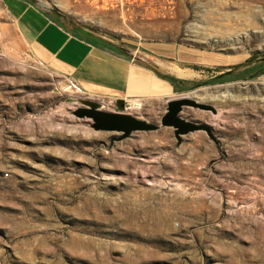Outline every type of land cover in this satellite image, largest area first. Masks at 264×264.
I'll use <instances>...</instances> for the list:
<instances>
[{
  "label": "rangeland",
  "instance_id": "obj_1",
  "mask_svg": "<svg viewBox=\"0 0 264 264\" xmlns=\"http://www.w3.org/2000/svg\"><path fill=\"white\" fill-rule=\"evenodd\" d=\"M28 1L152 55L188 83L170 99L205 107L182 108L187 133L160 124L166 101L124 111L155 130L95 129L79 114L115 108L36 57L0 0V264H264V73L245 69L264 0Z\"/></svg>",
  "mask_w": 264,
  "mask_h": 264
},
{
  "label": "crops",
  "instance_id": "obj_2",
  "mask_svg": "<svg viewBox=\"0 0 264 264\" xmlns=\"http://www.w3.org/2000/svg\"><path fill=\"white\" fill-rule=\"evenodd\" d=\"M1 1L35 56L75 81L83 93L104 99L139 98L148 103L167 102L177 92L163 77L168 75L157 71L152 55L127 56L124 53L128 52L92 43L28 0Z\"/></svg>",
  "mask_w": 264,
  "mask_h": 264
},
{
  "label": "water",
  "instance_id": "obj_3",
  "mask_svg": "<svg viewBox=\"0 0 264 264\" xmlns=\"http://www.w3.org/2000/svg\"><path fill=\"white\" fill-rule=\"evenodd\" d=\"M52 12L55 15L62 16L61 12L56 9H52ZM121 49L124 52L129 51L126 48ZM261 60H264V56ZM250 63V61L238 63L218 76L220 77L225 74H231L242 67L249 66ZM114 105L115 111H107L91 107L84 109L79 115L90 118L92 120V126L95 129L122 132V137L128 136L133 131H151L159 127L157 124L137 119L134 116L125 113L124 99H116ZM184 106L205 107L186 96L168 99L165 113L160 118V124L162 126H172L175 130V134L187 133L198 129V125L186 122L179 117V113Z\"/></svg>",
  "mask_w": 264,
  "mask_h": 264
},
{
  "label": "trees",
  "instance_id": "obj_4",
  "mask_svg": "<svg viewBox=\"0 0 264 264\" xmlns=\"http://www.w3.org/2000/svg\"><path fill=\"white\" fill-rule=\"evenodd\" d=\"M54 20L58 21L57 18L52 17ZM59 22V21H58ZM74 32L76 34H78L79 36L87 39L88 41L95 43L97 45H100L102 47L108 48L113 50L115 47L113 44H111L110 42H106L94 35H92L91 33H88L80 28H75ZM245 69H249V74L256 72V74H262L264 73V61L260 62V63H256L254 64L252 67H246ZM164 78L168 79L171 84L173 85L175 91L180 92L183 91L185 89H187V81L181 80V79H177L173 76H163ZM253 77V76H251Z\"/></svg>",
  "mask_w": 264,
  "mask_h": 264
},
{
  "label": "built area",
  "instance_id": "obj_5",
  "mask_svg": "<svg viewBox=\"0 0 264 264\" xmlns=\"http://www.w3.org/2000/svg\"><path fill=\"white\" fill-rule=\"evenodd\" d=\"M69 86L75 90L81 91L77 83L72 79H69ZM115 100L116 99H107L108 104L113 108H115L114 105ZM124 104H125V110H128L131 109L130 107H134L133 109H141L144 103L139 98H132V99H125Z\"/></svg>",
  "mask_w": 264,
  "mask_h": 264
},
{
  "label": "bare ground",
  "instance_id": "obj_6",
  "mask_svg": "<svg viewBox=\"0 0 264 264\" xmlns=\"http://www.w3.org/2000/svg\"><path fill=\"white\" fill-rule=\"evenodd\" d=\"M178 73H179V72L177 71V74H178ZM183 73H184V72H183ZM183 73H182V74H183ZM180 75H181V74H180ZM183 75H184V74H183ZM185 75H186V74H185ZM130 108L133 109L134 107H130Z\"/></svg>",
  "mask_w": 264,
  "mask_h": 264
}]
</instances>
